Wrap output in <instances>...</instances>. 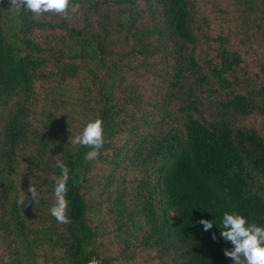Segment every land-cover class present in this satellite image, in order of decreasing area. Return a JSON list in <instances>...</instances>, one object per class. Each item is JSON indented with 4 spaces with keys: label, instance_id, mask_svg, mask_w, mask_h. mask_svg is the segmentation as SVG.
Wrapping results in <instances>:
<instances>
[{
    "label": "trees",
    "instance_id": "1",
    "mask_svg": "<svg viewBox=\"0 0 264 264\" xmlns=\"http://www.w3.org/2000/svg\"><path fill=\"white\" fill-rule=\"evenodd\" d=\"M76 2L64 19L0 0L9 264H233L223 214L264 227V0ZM96 118L89 161L71 141ZM58 162L70 224L50 214Z\"/></svg>",
    "mask_w": 264,
    "mask_h": 264
},
{
    "label": "clouds",
    "instance_id": "2",
    "mask_svg": "<svg viewBox=\"0 0 264 264\" xmlns=\"http://www.w3.org/2000/svg\"><path fill=\"white\" fill-rule=\"evenodd\" d=\"M11 10L14 12H25L33 18H39L48 14L69 18V14H76L80 3L76 0H10ZM104 121L101 118L89 121L80 134L72 138L73 146H84L89 149L85 154L86 160L96 159L99 150L104 145ZM56 167L61 170V175L55 179L54 197L55 202L50 208V214L60 224H70L72 221L68 216L69 200L68 193V168L63 162H58ZM30 197L26 200L21 198L18 203L24 207L30 206L37 198V190L30 184L27 189ZM205 232L213 228L212 221L201 219L198 221ZM223 231L220 237L230 242L232 247L224 249V256L233 261V264H264V227L256 223H249L246 217L236 212H225L222 218ZM213 240L216 235L213 234ZM243 258V259H241ZM89 264H99L95 258Z\"/></svg>",
    "mask_w": 264,
    "mask_h": 264
},
{
    "label": "rangeland",
    "instance_id": "3",
    "mask_svg": "<svg viewBox=\"0 0 264 264\" xmlns=\"http://www.w3.org/2000/svg\"><path fill=\"white\" fill-rule=\"evenodd\" d=\"M7 225L8 216L5 205V191L0 188V264H9L10 255L15 249V239L8 233Z\"/></svg>",
    "mask_w": 264,
    "mask_h": 264
}]
</instances>
